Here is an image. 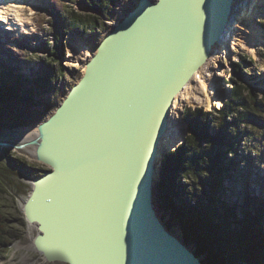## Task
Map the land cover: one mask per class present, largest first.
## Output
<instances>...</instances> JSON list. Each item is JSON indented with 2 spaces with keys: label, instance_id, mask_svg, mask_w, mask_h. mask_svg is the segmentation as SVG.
Wrapping results in <instances>:
<instances>
[{
  "label": "water",
  "instance_id": "obj_1",
  "mask_svg": "<svg viewBox=\"0 0 264 264\" xmlns=\"http://www.w3.org/2000/svg\"><path fill=\"white\" fill-rule=\"evenodd\" d=\"M214 2L215 0H139L137 6L119 21L100 43L97 53L87 63L82 79L73 87L62 105L50 118L38 124V136L22 144L0 141V146L10 144L15 148L33 145L36 150L35 158L51 167L44 175L33 179L31 192L23 205L26 221L34 224L38 229L33 240L34 248L44 256L47 262L89 264L87 260L89 252L96 253L95 245L99 251L101 246L105 247L103 239L110 238L120 239L117 241L119 243L117 249L112 247L105 257L100 254L91 264H144L142 257L139 258L142 256L141 252L138 251L137 254L136 250H128L122 240H140L144 238L140 234L149 232L155 233L156 236L162 234L169 241L168 248L158 253L168 255L167 258L165 257V260L154 258L156 264H170L169 261L174 264H207L203 256L198 255L195 250L187 246V243L165 228L159 218V210L155 207L152 182L159 176L158 167H163L161 156L164 144L162 148L156 146L158 136L161 137L164 133L166 138H170L174 133V121L169 118V112L175 95L184 88L192 78L197 65L206 58L207 53L204 54V50L210 52L215 40L223 41L222 34L226 32L230 24L233 0H219L217 3L213 11V13L216 10L218 12L215 17L216 34L207 33L208 29L205 26L197 24V17L205 12L209 13V8ZM146 6L155 13L158 26H178L185 40L196 41L197 55L200 58L197 65L189 69L184 77L177 78L178 83L165 97L161 112L153 117L148 115L150 104L148 97L156 80L151 70L155 67L156 74L163 66V60L155 57L152 49L147 50L148 46H155L157 42L155 43L148 36L143 23L142 15ZM167 33V31L159 33L164 42L168 39ZM114 46L115 50H113ZM97 68L107 72L103 78L111 83L113 90L118 94L126 91L129 93L131 90H135L137 94L136 111L132 112L130 117L126 111L125 116L117 120L120 122V125L117 124L118 128L126 127L127 130L139 133L142 119L149 120L151 137L143 146L139 169L141 181L139 193L145 204L142 206L147 221L144 229L139 228L134 216L127 211L126 205H118L112 211L109 210V217L117 230V233H111L107 230L101 213L96 212L94 208L96 204L92 203L93 197L89 193L93 174L100 180L99 185L104 193L101 197L109 200V196L115 193L107 181L110 182L109 176H112L116 170L113 168L112 157L119 147L114 149L108 139L106 147L99 153L94 143V138L97 136L92 134L98 133L95 131L100 129H107L106 124L110 125L112 120L115 121V116L111 115L108 104L103 105L98 99L97 83L103 79L99 78L98 73L94 75V69ZM143 68H148L151 73L144 72ZM90 78H92L91 81H89ZM158 84L159 81H156L155 87ZM86 86L91 87L92 90L94 88L91 100L86 98L87 100L83 102L72 104L75 96ZM70 107H73V110L70 112L69 122L64 126L65 134L60 144L61 146L65 140L63 145L66 149L57 150L54 153L50 151L53 143L51 134L55 131L53 127ZM64 127L57 128L61 131L59 137H62ZM68 127L75 130L74 139H77V142L68 141ZM185 127L184 136L188 131L187 123ZM84 137H87V142H80ZM119 139L122 144V139L120 137ZM149 177L150 180H148ZM100 188L96 193L100 192ZM150 252L143 254L148 258L145 264H153L150 256H147Z\"/></svg>",
  "mask_w": 264,
  "mask_h": 264
},
{
  "label": "rangeland",
  "instance_id": "obj_2",
  "mask_svg": "<svg viewBox=\"0 0 264 264\" xmlns=\"http://www.w3.org/2000/svg\"><path fill=\"white\" fill-rule=\"evenodd\" d=\"M62 1L78 11L94 12L88 9L86 0ZM22 2L25 4V16L27 17L26 21L28 28L24 29V32H22V29L20 32L15 30L17 33L19 32L18 39L14 40L11 44L6 43L7 46H5L4 38H0V42L4 43L1 48L0 57L4 62H10L8 65H10L11 70L16 69V65H19L17 71L13 70L14 74L21 75L22 73L27 79H35L49 72L51 77L53 76L57 78V80L51 83L50 86L36 88L35 91L30 94L31 99L27 103L10 101L5 104L0 102V141H6L9 135L17 129L27 126L37 127L38 124L50 118L53 114L52 112H54L58 106L62 105L76 82L83 76L86 71L85 63L89 60L88 58L91 57L93 50L100 45L107 34L113 30L115 25L138 4V0H116V3L110 6L109 11L101 15L99 29L92 32H85L81 27L72 30H67V28L64 27L63 18L56 10L57 0H23ZM259 4L264 5V0H260ZM255 8V19L253 18V23H250V27H247V25L243 23L244 28L240 29L235 21L233 30L235 33L239 31V34H228L227 37L225 36L223 38L225 43L219 47V57L216 59L210 57L212 62L211 64L209 63L207 68L209 69L208 72L211 73L210 76L213 77L210 78L211 82L214 80L224 84V78L228 79L230 77V70L233 62H236V59L239 58L240 55L247 56L249 60L247 63L248 66H246L248 71L244 68L242 73L238 74L237 79L247 80L249 86L260 99L264 94V25L261 23L264 21V6H256ZM11 18L14 23H19V19L15 18L14 13L11 14ZM250 20H252V18ZM3 27L5 26H0V35L6 34L10 29H5L6 27ZM255 27L261 28L263 34L258 37L255 35L259 41H255L256 45H253V48L247 36L253 35L252 31ZM242 34L243 36L247 34V36L242 37ZM229 36L231 37L228 38ZM239 36L242 38L241 41L238 38ZM244 40L247 43H244ZM229 41H231V43L228 46ZM81 45L85 49H81ZM225 46L228 47L226 48ZM255 49L256 51H253ZM245 72H249V75L245 76ZM214 84L217 88L210 87L213 93H211V95L206 93V95L209 94L210 97L220 100L222 96L226 98L230 97V95L225 96L227 95L226 88L231 87L229 84L223 85L221 90L218 88L217 82H214ZM200 87L201 85L196 86V84H193V90L197 92L195 97L191 100H181L175 113L173 111L174 114L172 113V116H170L171 119L177 123V130L175 132L177 135L181 133V136H184V129L181 128V125L184 126L185 124L181 120V113L182 111L186 112L188 107L195 110V105L201 106V103L204 102L206 104V108L204 109L215 112L211 106L216 103H209L205 93L200 97V92H198ZM181 140H183V138H181ZM166 141L167 139L164 140L163 143ZM179 142L180 140H177V143ZM170 143L175 144L170 145ZM177 143L175 140L169 139L166 147L173 150L177 146ZM243 146L242 143L241 148H243ZM163 154H165L164 150ZM230 157L234 158L235 156L230 155ZM237 159H239L237 160L239 163L243 160L245 165L241 163L240 167L237 169L240 173L239 176L236 175L237 182L228 178L225 180L223 200L225 202L224 206H226L227 203V207L237 208L238 216L240 217L241 213L238 209L247 206V196H264L261 191L262 188H264V181L262 180V178H264V164L258 163V166L256 164L253 165L251 161L255 162V160H252L248 156V153L244 150H240V148L237 150ZM251 164L252 169L250 168ZM158 168L161 169V166ZM50 169L51 167L49 165L37 161L35 156H31L27 148L16 150L6 146H0V212L6 218L8 228L14 236L13 243L8 252L0 258V264H68L60 261L47 262L44 256L34 248L33 240L38 229L34 224H32L34 225L33 228L29 226L31 223L26 221L23 210V205L32 189L33 179L44 175ZM251 170L252 172H250ZM254 170L257 174H254ZM233 173L235 174L236 171L232 172V174ZM159 180V178L155 177L153 181L155 184L153 189L156 193H160L158 191ZM250 180L253 182H250ZM185 181V184L188 183L187 180ZM182 183H184V181L178 182V185H185ZM227 186L236 188V191L241 192V194L238 196L233 194V192L226 189ZM155 192H153V197H156ZM187 196V203L195 205L197 200L189 195ZM208 197V195H205V199ZM160 213L166 227L168 226L175 232L182 231L180 228L181 222L178 219H174L172 215L170 217L169 214L171 213L169 210L161 208ZM163 218L165 220H163ZM186 232L185 230L184 234L183 231L181 233L184 235L185 243L197 251L195 244L189 239L188 233ZM240 264L243 263L240 262Z\"/></svg>",
  "mask_w": 264,
  "mask_h": 264
},
{
  "label": "trees",
  "instance_id": "obj_3",
  "mask_svg": "<svg viewBox=\"0 0 264 264\" xmlns=\"http://www.w3.org/2000/svg\"><path fill=\"white\" fill-rule=\"evenodd\" d=\"M86 3L93 13L78 11L57 0L56 10L67 30L81 27L85 32H92L99 29L101 15L106 14L116 0H86ZM242 60L244 65L249 62L244 55ZM232 70L230 78L226 79L232 87L231 96L221 108L211 112L188 107L183 114L188 124L187 135L177 150L164 156L158 183L161 196H157L160 206L170 211L169 216L181 222L180 228L183 234L187 231L197 248L196 253L210 252V257L205 259L208 264H264V211L256 207V197L247 196V206L238 209L240 217L237 208L227 207V203L224 206L223 200L225 180L237 182L232 172L241 164L237 162L238 148L248 152L255 160L251 161L253 165L264 163V94L259 99L247 80L237 79L243 71L240 64L233 62ZM56 80L49 72L27 79L22 73L14 74L0 61V102L27 103L36 88L50 86ZM184 179L187 185L179 186L178 182ZM230 191L241 194L236 188ZM187 195L197 200L195 205L187 203ZM205 195L209 197L205 199ZM13 237L0 212V258L8 252Z\"/></svg>",
  "mask_w": 264,
  "mask_h": 264
},
{
  "label": "bare ground",
  "instance_id": "obj_4",
  "mask_svg": "<svg viewBox=\"0 0 264 264\" xmlns=\"http://www.w3.org/2000/svg\"><path fill=\"white\" fill-rule=\"evenodd\" d=\"M33 2H35V1H33ZM218 2H219V0H215V2L212 3L210 8H209L210 9L209 13L205 12L203 15L198 16L197 20H196L197 24L199 23V24L205 26L208 29L207 33H209L211 35L216 34L215 33L216 32V19H215V17H216L218 12L216 10V12L213 13V11H215V8H216ZM251 2H252V0H233L232 10L230 13V20L232 19L234 12L237 9H240L242 14H241V16H239V18L237 20L235 19V21H236L237 25H239L240 29L244 28V26H243L244 24L248 25L247 24L248 20H250L251 18L252 19L255 18L254 12L256 11V8H255L256 2L254 3L255 6H253V3L251 4ZM241 4H242V6H241ZM36 6H37V4H36ZM259 10H261V9H259ZM13 13L15 15V18L19 19V21H18L19 23H14L13 19L11 18V14H13ZM32 14H34V13H32ZM142 16L144 19V22L143 21L142 22L145 25L146 32H147L148 36L155 43L157 42L155 46L154 45H150L151 47L148 46L147 50L152 49L154 56L159 58L160 60H163V62H162L163 66H161V68L159 69V71L156 74H155V72H156L155 67H153L151 70V72H152L154 78H156V80L153 84V87L151 88V91H150V94L148 97L149 102H150L148 115H149V117H153L158 112H161L165 97L172 91L171 89L174 87V85H176L178 83L177 78H182V76L184 77L189 69H191L194 65L195 66L197 65L200 58L197 55L196 41L185 40L184 37L182 36L181 30L179 29L178 26H172V25L158 26L155 13L148 6H146L144 8V15H142ZM26 18L27 17L25 16V4L22 2V0H19L18 2L17 1L13 2L12 0H0V26L3 25L2 23H4L6 28L13 27L16 30H18L19 32L21 29H22V31H24V29L28 28ZM251 23H253V22H251ZM16 26H18V27H16ZM233 29H234V27L233 28L228 27L226 32L224 34H222L221 38H224L225 36L227 37L228 34L237 35V33L239 31H236V33H235ZM29 30H30V28H29ZM162 31L168 32L167 33L168 39L166 42H164L161 39V36L159 35V33H161ZM261 31H262L261 28L259 29V27L258 28L255 27V29H253V31H252L253 35L247 36V34H245L243 36V34H242V37H246V36L249 37V42H250L251 46H253V45H256L255 41H259L255 37V35H257V37L259 35L261 36L263 34ZM190 34H192V33H190ZM230 37L231 36H229L228 38H230ZM238 38L240 41L242 40V38L240 36ZM224 43H225V40H223V41L215 40L211 46L210 52L204 50V54L207 53L206 58L204 60H202L201 64L197 65V69L194 71L192 78L185 84L184 88H182L181 91L175 95V98H174V101L172 104V110L175 111L177 109V107L181 103V100H183V99L184 100L185 99L191 100L192 98L195 97L197 92H195L193 90V84L194 85L196 84V86L201 85L200 90L198 89V92H200V95H199L200 97L203 93H205V95H206V93H209L211 95L213 90L210 89V87L217 88L215 84L211 83V79H210L211 73L208 72L209 69L207 67L209 66V63L211 64V62H212V59L210 57H213L214 59L219 57V51H220L219 47H221V45H224ZM244 43H247V42L245 41ZM98 47L95 50H93L92 54L90 53L91 57L88 58L89 60L85 63V66L91 60V58L97 53ZM222 47H224V46H222ZM253 48H254V46H253ZM81 49H85V48H83V46H82ZM115 49H116V47L114 46L113 50H115ZM253 51H256V49ZM206 70H207V72H206ZM143 71L144 72H146V71L150 72L148 68H143ZM21 72H22V69H21ZM93 73H94V75L98 73L99 74L98 76H100L99 78L103 79L97 83V90H98V95H99L98 99L100 100V102L103 105L108 104L109 111H110L111 115L115 116V121H116L115 122L114 120H112L110 125L106 124L107 129H105V130L100 129L99 131H95L98 133L92 134V135L97 136L94 138V143L96 144V147H97V150L99 153H101L104 150V148L106 147V143L109 140L111 141V143H109V144L114 149L117 146H119V147H118V149L116 148L117 151L115 152L114 157H112L113 158V161H112L113 162V168H116V170L112 176H109L110 182L107 181V183H110L109 185H110L111 190H114L115 193L112 192L113 195L109 196V198H110L109 200H106L103 197H101V194H104V193L102 192V188H100L101 186L99 185L100 180L98 179V177L95 174H93L91 184H90V190H89L90 196L93 197L92 203L96 204L94 207L96 212L101 213V216H102L101 218H102L107 230L110 231L111 233L115 234V233H117V230H116L113 222L111 221V217H109V212L112 211V209L115 206L118 207V205H126L127 211L131 215L134 216V219H135L137 225L139 226V228L144 229L147 225L146 224L147 221L145 218L146 214H145V211L143 208V206L145 204H144V201L142 199V196L139 193V185L141 183L140 174H139L140 170L139 169L141 168L140 159H141L142 154H143V146L150 140V137H151L149 120L147 118L142 119L141 125L139 127V133H135L134 131L127 130L126 127H125V129L124 128H118L117 124L120 125V122L117 120L123 118L126 114V111H128L129 117L131 116L132 112L136 111V107L138 105V103L136 101L137 94H136L135 90H131L129 93H128V91H126V92H122L121 94H118L117 91L113 90L111 83L109 81H106V78H103L106 76V73H107L106 71H104V70L101 71L99 68H97V69H94ZM82 77L79 78V80L76 82V84H78L80 82ZM91 79L92 78H90L89 81H91ZM225 80L226 79L224 78V84L228 85L227 80L226 81ZM156 81H159V84L155 87ZM99 83L101 84V86ZM92 86H93V84H92ZM103 88H105V89H103ZM89 90H90V92H89ZM93 92H94V88L92 90L91 87L86 86L83 90H80L79 93L75 96L72 104H75L78 102H83V101H85L86 98H90V100H91ZM209 94L206 95L208 102L212 103V104L218 103L220 106L222 101L220 99L210 97ZM100 96H103V97H100ZM60 106H58V107H60ZM58 107L54 110V112H52L53 114L56 112ZM72 110H73V107H70L69 110H67V113L65 115H63L62 117H60L57 124L53 127L55 131L53 132V134H51L52 135L51 142H53V143L50 146V151H52L54 153L57 152V150L62 151V150L66 149V146L63 145L65 140L62 142L61 146H60V144H61V141H62L64 134H65V127L64 126H65V124H67V122H69V118L71 116L70 112ZM163 118H164V116H163ZM60 126L64 127V132L62 134V137H59V135H60L59 133L61 131H60V129H57ZM37 131H38V126L37 127L36 126H33V127L27 126V127L17 129L15 132H13L12 134L9 135L8 139H6V142L7 143L19 142L20 144L26 143V142H28V141H30L33 138L38 136ZM68 132H69L68 141L70 143H72V141H74V140L77 142V139H74L75 138V135H74L75 130H73L71 127H68ZM117 135L122 139L121 140L122 144H120V142H119L120 139ZM174 136H175V134H174ZM180 136H181V133L178 136H175V139L174 138H169V139L175 140L177 143V140L178 141L181 140ZM166 139L167 138H166L164 133L161 135V137L158 136V142H157L156 146H158V148L161 147L162 146L161 143H163L164 140H166ZM80 142H87V137H84ZM174 144L170 143V145H174ZM6 147H10V148H13L16 150L17 149H23V148H15V147L11 146L10 144L6 145ZM24 148L29 149V153L31 154V156H33V157L35 156L34 154H35L36 150H34L35 147L33 145H29V146L24 147ZM44 153H47V151H44ZM106 155H107V153H106ZM37 161H39V160H37ZM106 162L108 163V160ZM150 177L148 180H150ZM153 181H154V179H153ZM152 184H153V188H154L155 187L154 182H152ZM99 188H100V192L96 193V191ZM255 197L259 198L260 200H261V197L264 198V196H260V195H257ZM153 198L155 199V196ZM105 200H106L107 204L105 203ZM90 210H92V209L90 208ZM160 214H159V218L162 220V217ZM163 220H165V219L163 218ZM106 224H109V225H106ZM166 224H167V222H166ZM29 226L31 228H33L34 225L30 224ZM164 226L167 230L170 229L171 231H173L175 234L169 230L172 234L177 236L179 239H181L185 243L184 235L181 234L182 231L175 232L173 229H171L167 226L169 228L168 229L165 224H164ZM140 235L143 236L144 238H141L140 240H136V239L124 240L123 239L122 241L128 250L129 249L136 250L137 254H138V251L141 252L142 256H139V258L142 257V262H144V264L148 260V258L144 257L143 254L146 255L147 252H150L149 250H151V252L147 256H150L153 264H156L154 258L158 257V258H161L162 260H165V257L167 258L168 255H166V254H158L159 252H163L166 250V248H168L169 241L167 238H165L162 234H161L162 236L159 234H158V236H156L155 233L150 234L149 232H145V233L140 234ZM118 240L120 241V239H118ZM118 240L110 239V238L103 239V244L105 245V247L101 246V249L99 251H98L97 245H95L97 251H96V253L95 252H89L90 255H89V257H87L88 263L91 264V262L95 259V257L99 256L100 254L103 255L102 257H105V255L107 254V251L110 250L112 247H116V249H117L118 244H119L117 242ZM93 244L94 243L92 242V245ZM187 246L189 248H191L192 250H195L193 247H191L189 245H187ZM106 247H107V249H106ZM155 253H157V255H155ZM125 257H126V255H125ZM168 263L174 264L173 262H170V261ZM127 264H138V263H127Z\"/></svg>",
  "mask_w": 264,
  "mask_h": 264
}]
</instances>
